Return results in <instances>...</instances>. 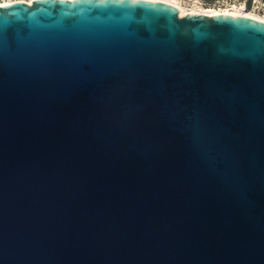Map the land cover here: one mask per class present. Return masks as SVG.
Segmentation results:
<instances>
[{"label": "water", "instance_id": "water-1", "mask_svg": "<svg viewBox=\"0 0 264 264\" xmlns=\"http://www.w3.org/2000/svg\"><path fill=\"white\" fill-rule=\"evenodd\" d=\"M0 264H264V21L0 7Z\"/></svg>", "mask_w": 264, "mask_h": 264}, {"label": "built area", "instance_id": "built-area-1", "mask_svg": "<svg viewBox=\"0 0 264 264\" xmlns=\"http://www.w3.org/2000/svg\"><path fill=\"white\" fill-rule=\"evenodd\" d=\"M73 1V0H71ZM161 1V0H155ZM172 1V0H171ZM189 6V12L193 14H206L214 16L218 14L245 15L264 21V0H217L214 6L207 5L203 0H181ZM175 4L174 1H163ZM25 3L32 5L34 0H0V7ZM180 6V5H179ZM180 8V7H179ZM180 11L181 8H180ZM181 16L182 13H181Z\"/></svg>", "mask_w": 264, "mask_h": 264}, {"label": "rangeland", "instance_id": "rangeland-1", "mask_svg": "<svg viewBox=\"0 0 264 264\" xmlns=\"http://www.w3.org/2000/svg\"><path fill=\"white\" fill-rule=\"evenodd\" d=\"M178 4L182 7V9L185 10V12H189V6L188 4H185L184 1L177 0ZM207 5L214 6L217 0H203ZM175 3V0H174Z\"/></svg>", "mask_w": 264, "mask_h": 264}, {"label": "bare ground", "instance_id": "bare-ground-1", "mask_svg": "<svg viewBox=\"0 0 264 264\" xmlns=\"http://www.w3.org/2000/svg\"><path fill=\"white\" fill-rule=\"evenodd\" d=\"M161 1H165V0H161ZM167 1H169V0H167ZM175 3L177 4V6L178 7H180L181 8V13H182V15L184 16V15H187L188 14V12H185V10L184 9H182V7L181 6H179V4H178V1L176 0L175 1ZM218 15H220V14H218ZM231 15V14H230ZM235 15V14H234Z\"/></svg>", "mask_w": 264, "mask_h": 264}, {"label": "crops", "instance_id": "crops-1", "mask_svg": "<svg viewBox=\"0 0 264 264\" xmlns=\"http://www.w3.org/2000/svg\"><path fill=\"white\" fill-rule=\"evenodd\" d=\"M165 1H167V0H165ZM172 1H174V0H172ZM171 0H169V2H172ZM176 1V0H175Z\"/></svg>", "mask_w": 264, "mask_h": 264}]
</instances>
